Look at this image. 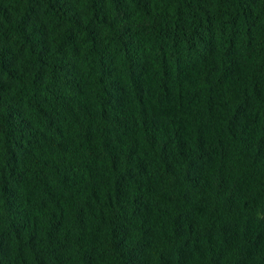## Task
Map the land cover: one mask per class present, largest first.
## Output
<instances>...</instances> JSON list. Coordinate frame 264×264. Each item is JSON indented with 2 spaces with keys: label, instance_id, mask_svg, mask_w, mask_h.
Here are the masks:
<instances>
[{
  "label": "trees",
  "instance_id": "1",
  "mask_svg": "<svg viewBox=\"0 0 264 264\" xmlns=\"http://www.w3.org/2000/svg\"><path fill=\"white\" fill-rule=\"evenodd\" d=\"M0 264H264V0H0Z\"/></svg>",
  "mask_w": 264,
  "mask_h": 264
}]
</instances>
